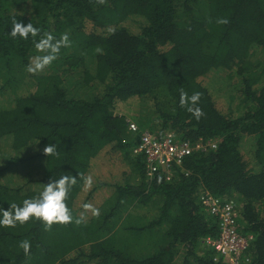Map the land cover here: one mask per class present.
I'll return each mask as SVG.
<instances>
[{"label":"trees","instance_id":"1","mask_svg":"<svg viewBox=\"0 0 264 264\" xmlns=\"http://www.w3.org/2000/svg\"><path fill=\"white\" fill-rule=\"evenodd\" d=\"M221 17L230 22L217 24ZM14 18L32 23L41 35L59 39L68 33L71 47H62L43 72L28 73L30 59L43 55L34 43L40 36L11 37ZM131 18L143 21L137 33L126 26ZM262 55L264 0H0V96L7 95L0 104V209L22 206L49 179L77 177L66 201L73 223L54 224L50 231L35 218L0 226V264H174L178 245L184 248L181 264H222L205 242L221 232L218 216L201 205L205 194L240 199L238 232L249 237L242 262L264 264ZM221 71L241 83L237 115L222 113L199 81ZM76 75L80 85L72 80ZM90 84L89 98L70 93L74 85ZM97 86L102 90L95 93ZM30 87L34 91L18 93ZM181 88L189 96L202 93L198 106L205 116L199 121L180 107ZM138 100L149 104L134 118L140 131L159 138L171 133L195 148L172 167L170 179L160 171L148 178L144 157L132 153L139 135L128 132L127 117L115 106ZM246 137L255 141L253 163L241 151ZM48 144L56 145L58 156L43 155ZM107 152L120 154L116 167L130 168L135 184L119 182L122 175L106 168L104 157L95 159ZM13 168L22 179L14 185V173L7 172ZM78 173L92 176L91 189ZM3 174H9L5 181ZM155 197L160 206L154 220L128 213ZM87 203L100 210L98 218L85 211ZM81 212L91 215L77 226ZM25 239L29 256L19 247Z\"/></svg>","mask_w":264,"mask_h":264},{"label":"clouds","instance_id":"2","mask_svg":"<svg viewBox=\"0 0 264 264\" xmlns=\"http://www.w3.org/2000/svg\"><path fill=\"white\" fill-rule=\"evenodd\" d=\"M98 4H105L106 0H96ZM230 21L227 18H217L216 23L220 25H227ZM110 31H114L110 29ZM9 35L13 38L19 36L22 39H28L29 35L33 38L40 36L38 41H34L37 52L43 55H36L30 59L26 71L30 74H37L43 72L44 69L55 61L60 53L62 47H71V41L68 33H62L57 39L50 32L40 34V29L33 26L32 23L27 25L18 22L15 18L12 19V27ZM98 54H103V49L96 48ZM202 93L194 92L191 96L181 88L180 89V107L186 108L197 121L205 116L204 111L199 107ZM134 127V126H133ZM43 155L58 156L55 144H48L43 148ZM84 181V186L91 189L93 185V178L91 175L83 173L77 174ZM77 184V177L73 175H63L57 180L49 179L44 185L42 192L36 197L25 199L23 205L19 206L15 203L9 205L8 210L0 209V226L16 227L17 222L21 225L35 218L44 224V230L50 231L54 224L67 225L73 223V215L67 206V199L70 189ZM85 211H90L94 217L100 216V210L95 208L91 203L84 206ZM237 207V205H236ZM238 209V208H237ZM85 216L80 214L79 218L75 219V224L79 226L84 222ZM19 247L23 249L25 256H29L31 244L25 239L20 242Z\"/></svg>","mask_w":264,"mask_h":264},{"label":"rangeland","instance_id":"3","mask_svg":"<svg viewBox=\"0 0 264 264\" xmlns=\"http://www.w3.org/2000/svg\"><path fill=\"white\" fill-rule=\"evenodd\" d=\"M143 23L142 20L138 18H131L129 21L126 22V26L130 27V29L134 32L137 33L139 31L140 25ZM264 58V55H262ZM233 73H229L228 71H221V72H214L211 73L210 75L206 76L205 78H199V81L207 87L209 90L210 94L213 96L216 107L224 114L228 112V110L231 112L233 115H237V111L241 110L240 106V101L243 98L241 95V83L239 81V78L235 76ZM73 82H79L80 81V76L76 75L73 79ZM83 83V79L80 81L79 85ZM91 85L89 87L86 86H75L70 90V93L74 96H83V98H89L90 96L94 95V93H91L92 89ZM95 87V86H93ZM98 87V86H97ZM96 88V87H95ZM102 89L101 87H98L95 93L100 92ZM32 92L34 89L30 87L29 90L27 89H20L18 91L19 94H25V92ZM94 92V91H93ZM7 95L2 97L0 96V104L3 105L6 102ZM136 102H139L136 101ZM135 102V103H136ZM134 102L130 103H119L115 106L116 108V113H120L121 115H126L127 118L131 120V122H135L134 118H136L139 115V112H142L144 109H147L149 107V104L144 100L140 101L139 103L135 104ZM0 105V106H1ZM254 145L255 141L253 137H246L242 144H241V151L245 154V159L248 161H252L253 163V152H254ZM5 152L9 151V148L4 150ZM112 151V150H111ZM113 152V151H112ZM105 153L104 155V163L108 162V165L113 168L112 170L114 173L118 171L119 176V182L123 183L126 181H129L131 184H135L136 180L134 179L133 175L129 174V169L128 167L122 171L119 168H117L118 162L122 160V157L118 153ZM15 155V154H14ZM17 161L19 159V155L15 158ZM3 161L0 160V166L2 165ZM4 163V162H3ZM107 165V166H108ZM40 166L41 170L43 171L44 168V160L40 161ZM117 166V167H116ZM107 173L109 169H106ZM111 170V169H110ZM17 168H13L10 171H7L8 173H14L10 174L16 181H13L11 184L14 185L16 182H19V179L17 180L18 173ZM17 172V173H15ZM9 174H3L1 180L5 181V177L8 176ZM108 175L111 177V180L114 178V175L109 174ZM131 175V176H130ZM128 177L129 180H126ZM104 179V176H103ZM125 179V180H124ZM231 199H234L239 205V198L235 195L232 196ZM235 203V204H236ZM135 207H132L128 213H132L136 217H140V220H143L142 222H150L154 220L158 214H159V206H160V201L158 197H155L152 201L148 202L147 204H139V205H134ZM184 255V248L181 245H178L175 250V263L174 264H181L182 259Z\"/></svg>","mask_w":264,"mask_h":264},{"label":"built area","instance_id":"4","mask_svg":"<svg viewBox=\"0 0 264 264\" xmlns=\"http://www.w3.org/2000/svg\"><path fill=\"white\" fill-rule=\"evenodd\" d=\"M127 124L128 132L139 135V140L132 149V153L144 157L148 178L160 171L165 174L166 179H170L172 167L179 166L182 160L195 149H192L187 142L177 141L171 133H165L159 138L149 131H140L137 124L130 120ZM208 146L215 147L214 143ZM200 147V144L196 146V148ZM200 202L206 212L219 218L220 237L216 240L207 239L205 241L215 248L216 259L220 258L222 264H243L241 255L248 247L249 237L239 235L237 223L239 212L234 200L216 199L205 194L200 196Z\"/></svg>","mask_w":264,"mask_h":264},{"label":"crops","instance_id":"5","mask_svg":"<svg viewBox=\"0 0 264 264\" xmlns=\"http://www.w3.org/2000/svg\"><path fill=\"white\" fill-rule=\"evenodd\" d=\"M120 114V113H119ZM127 120H130L129 118H127ZM131 121V120H130ZM103 155H105V154H101L99 157H97V158H95V159H101V158H103L104 156ZM102 156V157H101ZM93 160V163H91L92 165L95 163V162H97L96 160ZM106 163H108V162H106ZM119 163V162H118ZM106 168H111V166L110 165H108ZM96 170H94V171H91V174L92 173H94ZM101 178V175L99 176V178H98V180ZM104 189H106L105 187H104ZM108 190H111V189H108ZM107 193V191H105V194ZM100 196H101V193L99 194ZM109 197V196H108ZM81 213H83L84 214V216H85V218H86V220L87 219H89V215H91V213L89 212V213H87V215L88 216H86L85 214L86 213H84V212H81Z\"/></svg>","mask_w":264,"mask_h":264}]
</instances>
